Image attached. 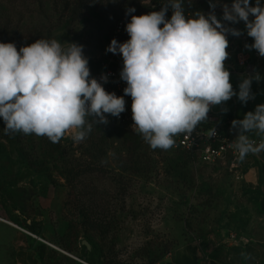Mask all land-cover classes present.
I'll return each instance as SVG.
<instances>
[{
	"label": "rangeland",
	"instance_id": "obj_1",
	"mask_svg": "<svg viewBox=\"0 0 264 264\" xmlns=\"http://www.w3.org/2000/svg\"><path fill=\"white\" fill-rule=\"evenodd\" d=\"M157 1L165 2L0 0V24L10 43L44 38L83 45L94 78L116 21L148 14L149 3ZM232 3L185 0L184 7L208 14L215 4L222 20L223 5ZM226 23L247 35L243 21ZM251 92L247 103L238 99L237 119L264 104V73L253 79ZM89 122L92 130L79 143L67 135L53 143L6 133L0 126V264H157L184 243L224 249L264 241L261 197L237 177L240 167L152 149L127 128ZM22 249L25 263L18 262Z\"/></svg>",
	"mask_w": 264,
	"mask_h": 264
},
{
	"label": "clouds",
	"instance_id": "obj_2",
	"mask_svg": "<svg viewBox=\"0 0 264 264\" xmlns=\"http://www.w3.org/2000/svg\"><path fill=\"white\" fill-rule=\"evenodd\" d=\"M184 3L165 0L159 11L132 15L126 25L129 39H113L106 49L122 56L120 78L127 84L124 94L132 99V128L152 149L172 148L177 135L191 134L213 106L233 96L242 103L254 99L251 84L260 79L258 74L243 78L237 92L225 66L228 34L241 35L226 22L243 21L254 41L245 47L264 57L260 0L255 6L250 0L224 4L222 20L215 4L207 15H186ZM66 43L64 47L56 39L41 38L17 49L15 43L0 42V118L6 133L34 134L53 143L67 135L79 143L92 130L89 118L96 125L107 124V115L119 117L125 111L124 97L91 77L83 45ZM102 79L107 81L106 76ZM232 128L237 131L232 147L241 160L264 152V104L234 119ZM252 132L261 137L259 142L250 138Z\"/></svg>",
	"mask_w": 264,
	"mask_h": 264
},
{
	"label": "built area",
	"instance_id": "obj_3",
	"mask_svg": "<svg viewBox=\"0 0 264 264\" xmlns=\"http://www.w3.org/2000/svg\"><path fill=\"white\" fill-rule=\"evenodd\" d=\"M164 1H157L149 3V8L152 11H159L163 7ZM185 8L186 15H192L193 9ZM172 9L169 7L166 13L167 18H171ZM207 15V14H205ZM131 16L120 18L116 21L112 37L106 43L102 54L100 56L98 70L94 78L97 79L106 91L115 93L117 96H123L126 105L125 111L119 117L107 115L108 123L120 127L127 128L131 132L136 133L133 128L132 120V99L130 96L124 94V88L127 86L126 82L120 78V72L123 67L122 56L117 53L113 54L106 51L113 39L119 43L126 42L129 36L126 32V25L130 22ZM229 47L227 51L229 58L225 61V66L230 72V82L233 89L237 91V85L240 78L247 76L259 75L262 78L264 73V57H261L255 49L246 48L245 45L254 43L253 39L241 33L239 36H233L231 33L227 36ZM106 76L105 82L102 77ZM232 103V111H226L224 105ZM223 103L220 111L215 112V106L211 108L208 113L207 120L199 123L191 134H180L175 139V145L170 148L172 150H180L189 155L201 159L204 163L209 165H216L219 163H230L232 167L238 166L241 171L235 170L238 178L242 179V160L238 153L233 149L232 143L237 135V131L232 128V121L237 119L239 115V101L237 96H233L229 101ZM227 113V115H225ZM90 119V118H89ZM215 129V133L214 130ZM250 138L254 139L249 133ZM143 139V138H142ZM259 142V139H254ZM233 170V168H232ZM170 256V255H169ZM157 264H175L167 258Z\"/></svg>",
	"mask_w": 264,
	"mask_h": 264
},
{
	"label": "crops",
	"instance_id": "obj_4",
	"mask_svg": "<svg viewBox=\"0 0 264 264\" xmlns=\"http://www.w3.org/2000/svg\"><path fill=\"white\" fill-rule=\"evenodd\" d=\"M254 139H261L255 132ZM243 182L250 190L260 194V207L264 212V175L261 181V168L264 172V152L249 154L242 160ZM257 244V243H256ZM26 250H19V263H25ZM175 264H264V241L255 245H237L224 249L207 248L199 243H184L177 246L167 257Z\"/></svg>",
	"mask_w": 264,
	"mask_h": 264
},
{
	"label": "trees",
	"instance_id": "obj_5",
	"mask_svg": "<svg viewBox=\"0 0 264 264\" xmlns=\"http://www.w3.org/2000/svg\"><path fill=\"white\" fill-rule=\"evenodd\" d=\"M81 1V3H82V1L83 0H80ZM80 6H83L82 4H80ZM120 18H123V16H121ZM119 18V19H120ZM0 42H3V43H10V39H9V33H8V29L6 28V27H4L3 25H1L0 24ZM15 45L17 46V49H19L20 47H22V44H18V43H15ZM0 126L1 127H5V124H4V121H3V119L2 118H0ZM185 153V152H184ZM188 155V154H187ZM188 156H190V155H188ZM263 175H264V172H263V169L261 168V181H262V178H263ZM91 228H96V227H98V225H94V224H92L91 226H90ZM59 245H61L62 247H63V249L65 250V251H67L68 253H74V251H73V249H72V247H68L67 245H64L63 243H62V241H59V243H58ZM92 244V243H91ZM83 257V259L85 260V261H87V258H86V256H82Z\"/></svg>",
	"mask_w": 264,
	"mask_h": 264
},
{
	"label": "water",
	"instance_id": "obj_6",
	"mask_svg": "<svg viewBox=\"0 0 264 264\" xmlns=\"http://www.w3.org/2000/svg\"><path fill=\"white\" fill-rule=\"evenodd\" d=\"M87 244V243H86ZM88 245V244H87Z\"/></svg>",
	"mask_w": 264,
	"mask_h": 264
}]
</instances>
